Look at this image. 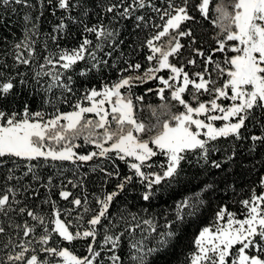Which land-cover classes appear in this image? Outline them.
<instances>
[{
  "label": "snow or ice",
  "instance_id": "snow-or-ice-1",
  "mask_svg": "<svg viewBox=\"0 0 264 264\" xmlns=\"http://www.w3.org/2000/svg\"><path fill=\"white\" fill-rule=\"evenodd\" d=\"M38 3V15L26 12L23 16V36L12 45L13 65L0 62V166L8 160L15 165L0 185V264H123L118 254L122 237L132 239L145 225L142 238L132 239L129 247L131 264H149L153 253L177 239L173 225L179 228L205 201L199 193L182 199L175 205L173 220L157 232L152 219L137 213L125 210L113 215L111 209L121 194L138 182L144 188L142 199L149 201L193 158L198 165L211 163L221 169L235 156L232 152L223 161L211 160V154L220 151L215 142L221 138L250 140L252 150L257 144L264 146V0H194L191 6L190 0H162L163 7L155 0H46L52 16L60 13L48 33H41L39 23L45 0ZM15 6L36 7L30 0H0V8L15 12ZM146 9L161 23L144 14ZM193 11L218 30L215 47L208 52L195 47L194 31L186 27L199 23ZM93 15L96 21L89 23ZM122 21H131L134 30L156 29L138 45L148 50L149 66L141 73V63L126 60L117 80L99 88L82 85L83 92L72 103L69 96L78 91L77 78L87 80L91 73L116 67L109 60L124 43L117 27ZM74 25L81 31L80 40L75 46L62 47L60 41L71 35ZM165 37V43H157ZM135 38L139 39V31ZM185 38L193 56L177 66L170 58L180 55ZM216 54L222 59H215ZM196 57L201 58L200 65ZM188 66L201 70L190 73ZM164 70L167 77L158 75ZM150 80L159 86L146 89V94L154 92L161 104L149 105L155 123L146 124L136 116L144 96H134L132 88ZM18 89L42 93V104L53 110L32 111L28 103L22 111L7 110ZM60 103L70 104L72 110L61 111ZM173 106L179 110L173 111ZM249 124L259 127L260 134L245 136ZM81 138L94 150L79 152L81 145L76 141ZM158 156L166 157V162L154 164ZM17 160L26 162L21 175L16 174ZM94 160L103 163H96L91 171L101 173L103 179L100 193L92 194L90 201L87 173L82 175L80 167ZM117 161L127 166L128 173L121 174ZM49 162L73 164L74 179L57 184L50 175L45 181L38 169ZM57 172L62 175V170ZM25 178L29 183H24ZM112 180L115 184L106 190ZM69 185L83 189L82 194L75 195ZM259 186V193L253 188L247 199L239 201V214L227 205L218 206L213 221L195 236L187 264H264V176ZM39 188L47 192L40 203L48 211L29 203L40 196ZM57 188L55 194L68 206L61 207L53 199ZM210 190L214 186L207 184L204 191ZM143 231L156 233L155 246H148ZM78 241L86 245V255H77L70 247Z\"/></svg>",
  "mask_w": 264,
  "mask_h": 264
},
{
  "label": "trees",
  "instance_id": "trees-1",
  "mask_svg": "<svg viewBox=\"0 0 264 264\" xmlns=\"http://www.w3.org/2000/svg\"><path fill=\"white\" fill-rule=\"evenodd\" d=\"M95 3H99V0H94ZM158 6L163 7L162 0H155ZM179 2V0H177ZM217 0H213V3ZM229 0H225L228 3ZM30 3L36 5L35 9H28L21 6H15L16 11L13 12L11 9L5 10L0 8V62H6L8 65H13L12 55L14 49L12 45L18 42L23 36L24 30V20L23 16L26 12H31L35 17L39 14L40 5L38 0H30ZM194 3V0H190V6ZM98 11V9H97ZM144 14L148 17H154L155 23H161L156 14L150 9L144 10ZM193 15L197 16L199 23L189 24L186 27H191L194 34L198 40V44L195 47H202L205 52H208L211 48L215 47L213 40L214 35L218 31L210 23L200 18L199 14L195 11L192 12ZM60 15L57 12V16L51 15V9L47 6L45 0L44 16L40 19V31L41 33H48L51 31L52 26L57 23V17ZM96 16L93 15L89 23L95 22ZM107 23V20H105ZM121 29L120 39L124 41L120 47L113 52L112 58L109 63H115V68H108L100 73H91L89 78L85 80L84 78H77V83L74 86L78 91H76L75 96H69V100L74 103L75 100L83 92L82 85H87L89 87L96 86L99 88L103 83H112L118 79L120 73L119 68H123L126 65L124 61L139 62L142 64L140 72L142 73L145 68L149 65L145 60V56L148 54L146 48H139L138 45L146 39L149 35L153 34L156 29L147 28L143 30H134L133 23L131 21H122L118 25ZM136 31H139V39L135 38ZM81 38V31L77 26H72L71 35L67 36L65 39L60 41L62 47H72L75 46ZM92 38V37H89ZM43 40V36L40 37ZM167 38H162L161 41L157 43H165ZM181 42L185 47L181 50V53L176 58L172 59L173 63L177 66L186 62L187 59L193 56L191 48L189 47V41L185 38ZM50 46L51 42L49 41ZM41 44H37V50L41 48ZM133 49H136L135 51ZM123 54V55H122ZM217 60L222 59L220 54H216L214 57ZM197 65H200L201 58L196 57ZM80 67H83L81 64ZM24 71L23 68L20 69ZM187 71L195 72L200 71V67L188 66ZM134 75L137 73H133ZM127 75V73H125ZM158 75H164L167 77V70L162 71ZM213 78H216L215 73H213ZM159 86L158 81L150 80L147 83L137 82L133 88L132 92L134 96L143 95L144 102L142 105L137 106L136 116L140 121L146 124L155 123V118L152 114V109L149 105L156 107L161 104L159 98L155 93H147L148 88H157ZM19 91V95L16 96L15 100L8 106L7 110L22 111L24 103H28L32 111L45 110L51 112L53 109L51 107H46L42 104L43 94L33 95L30 94L27 89ZM56 95H59L56 92ZM166 96L169 94L166 92ZM187 98V97H186ZM207 99V97H203ZM169 103H172L169 101ZM61 111H71L72 108L70 104L60 103L57 105ZM179 110V106H173V111ZM91 116V114H89ZM260 134V128L254 127L249 124L248 131L245 132V136L249 134ZM145 138H147L145 136ZM76 143L80 144L81 147L78 149L81 153H86L88 151L94 150V146L91 144H85L83 139H79ZM216 147L220 149L218 152L211 154V160L223 161L225 156L235 153L234 158L231 161L222 164L221 169H216L212 167L211 163L207 165H198L194 162L188 163L184 162L180 175L176 177L171 183H166L160 186L159 190L155 195L149 200L144 201L142 199V193L144 188L138 182L130 185L128 189L121 194V196L115 201L111 211L113 215L123 212L125 210L137 213L140 217L144 219H152L157 225V232L165 230V224L167 221H171L175 215V205L186 197H195L197 193L200 195V199L205 201V204L200 207V210L194 216L186 217L185 221L177 228L173 225V229L178 232V237L175 239L168 247L160 250L157 253H153L149 257V264H187L188 255L194 251L193 241L198 231L204 226L209 225L213 219L215 211L218 206L227 205L230 211L239 214L242 205L239 201L247 199L251 195L253 188L256 189L257 193L261 191L259 186V181L262 176H264V146L257 144L252 150V142L250 140L233 141L231 139L225 140L221 138L215 142ZM166 162V157L158 156L154 158L153 163L158 165ZM25 161L17 160L16 164L20 167L16 174L21 175L25 169ZM33 163H36L35 161ZM43 161L40 164L43 165ZM96 163H103L99 160H94L80 167V173L83 175L87 173V179L85 180V188L87 190L89 200H92V194H99L101 191V181L103 176L99 172H92L91 168ZM120 165L121 174L128 173L127 166L120 161H117ZM15 165L11 160H8L4 165L0 166V185L3 184V178L7 174L9 168H13ZM104 166H108L105 163ZM57 170H62V175H58ZM75 166L70 162H49L48 166H41L38 169L39 174L44 178L48 176H53L55 183L59 184L60 180H64L67 183L68 179H74L73 172ZM115 180L109 182L105 186L106 190H111L112 186L115 184ZM24 183H29V178H25ZM207 184H212L214 190L204 191ZM34 187H39L38 184H34ZM69 188L75 195H81L83 189ZM58 188L54 189L53 199H56L61 207L68 206L66 202L61 201L55 193L58 192ZM40 196L34 200L29 201L33 206L39 205L43 211H48L47 205H41V200L45 198L47 192L44 188H39ZM123 225H121V228ZM147 229V226H142V229H137L134 237L132 239L140 240L142 238V230ZM143 236L146 238L145 242L148 246H155L156 233L148 234L147 231H143ZM127 235L122 237V242L118 254L122 257L123 264H131V250L130 243L132 242ZM77 255H86V245L84 242H74L70 246Z\"/></svg>",
  "mask_w": 264,
  "mask_h": 264
}]
</instances>
